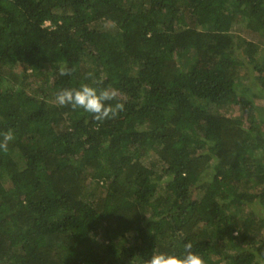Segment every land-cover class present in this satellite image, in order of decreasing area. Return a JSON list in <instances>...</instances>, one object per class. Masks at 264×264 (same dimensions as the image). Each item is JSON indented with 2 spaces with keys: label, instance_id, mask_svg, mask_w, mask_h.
Returning <instances> with one entry per match:
<instances>
[{
  "label": "trees",
  "instance_id": "16d2710c",
  "mask_svg": "<svg viewBox=\"0 0 264 264\" xmlns=\"http://www.w3.org/2000/svg\"><path fill=\"white\" fill-rule=\"evenodd\" d=\"M81 83L124 110L56 103ZM9 129L0 264H264V0H0Z\"/></svg>",
  "mask_w": 264,
  "mask_h": 264
},
{
  "label": "clouds",
  "instance_id": "9594fccd",
  "mask_svg": "<svg viewBox=\"0 0 264 264\" xmlns=\"http://www.w3.org/2000/svg\"><path fill=\"white\" fill-rule=\"evenodd\" d=\"M46 25L48 26L49 23ZM72 71L73 69L67 65L58 67L59 76L71 75ZM92 76V73H87L85 79H91ZM55 101L59 106L70 105L73 109H83L90 113L97 122L115 119L125 108L119 90L111 87L97 90L88 83H81L79 87L75 88L61 89L56 94ZM14 139L15 136L11 129L0 132V151L7 153L9 143ZM192 249L193 244L187 242L180 255L153 251L150 256L144 259L143 264H206L204 258Z\"/></svg>",
  "mask_w": 264,
  "mask_h": 264
},
{
  "label": "rangeland",
  "instance_id": "374dc122",
  "mask_svg": "<svg viewBox=\"0 0 264 264\" xmlns=\"http://www.w3.org/2000/svg\"><path fill=\"white\" fill-rule=\"evenodd\" d=\"M153 158H155V157H153Z\"/></svg>",
  "mask_w": 264,
  "mask_h": 264
}]
</instances>
